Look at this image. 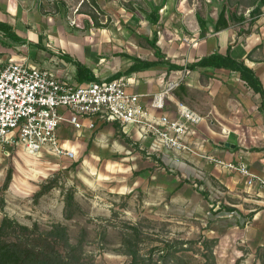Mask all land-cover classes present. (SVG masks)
<instances>
[{"label": "rangeland", "instance_id": "1", "mask_svg": "<svg viewBox=\"0 0 264 264\" xmlns=\"http://www.w3.org/2000/svg\"><path fill=\"white\" fill-rule=\"evenodd\" d=\"M252 1L167 0L168 9L160 10L156 29L162 39L182 44L200 33V16L210 29L208 34H213V22L224 4L230 2L236 4L238 16L247 19L232 23L234 38L247 40L252 33L264 32V6L258 4L262 13L252 21ZM59 2L44 0L43 13L51 14L48 21L78 37L83 36L78 31L84 36L93 31V46L106 47L111 63L115 56L124 55L120 53L123 50H131L132 56L153 51L137 35L153 36L147 18L163 0H97V8L86 0ZM92 15L103 24L101 27H95ZM134 46L141 48L135 52ZM258 54L255 51L253 56ZM102 127L86 130L83 139L73 130V134L67 131V136H60L76 151L74 160L45 152L31 156L22 148L9 149L1 156L0 225L5 217L30 229L37 226L40 232L60 224L67 228L70 242L81 244L86 261L93 264H129L130 258L124 252L130 245L154 260L170 245L178 250L181 264H263L260 256H264V240L254 241L263 231L251 226L248 212H261L260 220L264 221L263 199L258 194L246 193L243 188L228 193L230 190L208 173L201 177L197 172L201 179L185 181L181 173L169 171L157 156L150 158L133 138L116 132L110 141L99 143ZM114 141L131 153L115 150ZM207 177L210 184L203 180ZM71 196L72 206L68 207Z\"/></svg>", "mask_w": 264, "mask_h": 264}, {"label": "crops", "instance_id": "2", "mask_svg": "<svg viewBox=\"0 0 264 264\" xmlns=\"http://www.w3.org/2000/svg\"><path fill=\"white\" fill-rule=\"evenodd\" d=\"M49 1L56 4L60 3V0ZM42 5L45 6L44 0H0V23L11 26L13 33L22 41V43H16L0 32V57H12L15 60L25 58L28 63L46 67L53 64V62H57L60 66L67 67L69 73L75 76L76 67L61 56L68 55L85 64L96 78L110 77L113 71H117L114 72L115 74L118 72L125 73L132 65V58L134 57L147 61L158 60L153 49L148 54L138 52L134 56L129 54L131 50H129L130 52L123 50L120 53H124V55L115 56L113 63H111L112 58L109 57L110 52L106 47L99 45L96 48L95 45L93 46L95 36L93 31L92 35L89 36H84V32L78 31L83 35L82 37L66 32L65 27H60L54 21H48L51 14L44 15L43 11L46 13V9H43ZM164 9H168L167 3L161 8V10ZM59 13L60 10L56 16H59ZM80 15L82 14H78V16ZM77 26L81 28L79 24ZM157 32V45L166 61L179 64L187 61V64H191L215 52L226 54L228 46H231L232 57L244 60L254 70L264 86L263 31H261V34L252 33L250 37H246L247 40L240 36L236 41L231 27L217 34H207L205 37L201 36L200 30V33L193 34L192 39H186L182 44L175 43L174 39L166 41V39L159 37V31ZM137 36L152 39V36L145 34ZM125 43L130 42L125 41ZM140 48L133 47L136 50L135 52ZM253 50L258 51L259 56H253L254 51L252 58L249 59L248 55ZM102 53L104 54L102 55ZM113 53L116 52L113 51ZM122 59L126 61L122 62ZM166 68L167 65L160 64L132 76H126L135 78L136 84L130 88V91L142 95L141 102L144 106L149 107L152 96L161 90V78ZM169 77L171 76L168 75L167 79ZM174 102L185 103L205 118V121L197 128L194 148L206 156L225 162L243 160L248 164L253 174L264 179V112L260 108L262 97L260 94L253 92L241 80L239 73L211 67L191 70V74L171 94L170 100L166 102V108L160 113H166L172 118L175 117ZM72 130L75 131L76 136L80 137L79 139H83L84 132L89 129L85 128L78 131L64 124L59 129V134L61 137L67 136V131L69 133L71 131V134H73ZM223 130H226L227 133L225 134ZM116 132L123 134L124 137L133 138L134 144L140 146L143 150V145L137 141L133 128L130 129L129 133H124L118 126L106 124L99 130L97 140H99V143L102 141L108 142L115 136ZM227 143L230 144L229 147L226 146ZM113 146L117 151L120 148L126 154L131 153L123 144H119L117 141L113 142ZM71 149L74 150V148ZM181 157L183 159L181 158L177 162L175 156L170 154L162 161L166 168H169V171L181 173L185 181L195 177L199 178L197 172L201 174V177L208 173L213 175L218 183L226 186L230 190L228 193L235 192L240 188H243L242 191L246 193L253 191L263 199L262 204L264 205V186L259 180H256L252 187H248L246 178L215 168L206 159L187 155H181ZM211 170L213 172H209ZM230 175L233 176L229 178ZM203 180H208V177ZM207 183L210 184L209 180ZM248 212L252 216L251 226L263 231V234L256 235L254 241L264 240V221L260 220L261 212L255 213L253 209L248 210ZM250 229L248 227V231Z\"/></svg>", "mask_w": 264, "mask_h": 264}, {"label": "built area", "instance_id": "3", "mask_svg": "<svg viewBox=\"0 0 264 264\" xmlns=\"http://www.w3.org/2000/svg\"><path fill=\"white\" fill-rule=\"evenodd\" d=\"M176 64L184 68L164 70L161 90L146 107L142 95L130 91L136 84L134 77L97 78L80 84L57 62L46 67L28 63L25 58L0 57V157L9 149L22 148L31 156L45 152L74 160L76 151L63 143L59 134L64 124L78 131L112 124L124 133L133 128L149 156L164 161L171 154L177 162L181 155L203 158L215 168L246 178L248 187L256 180L264 186V179L253 174L245 161L225 162L194 148L197 128L205 121L198 112L174 102L175 117L160 113L191 74L187 62ZM168 75L171 77L167 79Z\"/></svg>", "mask_w": 264, "mask_h": 264}, {"label": "trees", "instance_id": "4", "mask_svg": "<svg viewBox=\"0 0 264 264\" xmlns=\"http://www.w3.org/2000/svg\"><path fill=\"white\" fill-rule=\"evenodd\" d=\"M90 4L97 8V0H86ZM231 1V0H230ZM167 0H163V3L155 7L152 14L148 16L147 20L151 22L153 31L152 39L148 37H141L155 52L157 61H147L140 58H132V65L125 72H118L109 77V80L117 79L125 76H132L133 74L146 71L152 67L160 64L167 65L170 71L182 70L184 67L178 64H171L165 60V57L161 54L160 48L157 45L158 32L157 25L160 20V10ZM85 3V2H84ZM83 3V4H84ZM261 3L264 6V0H253L249 4L251 9L250 14L252 21L256 20L261 13L262 8L258 5ZM82 4V5H83ZM95 22V27H101L103 24L98 21L95 15L90 16ZM94 17V18H93ZM201 36L205 37L210 29L207 23L197 16ZM246 17L238 16V8L230 2H226L221 9L218 18L213 22L212 32L217 34L224 30L229 29L232 23L244 22ZM0 32H2L7 38L14 40L16 43H22V41L13 33L11 26L0 23ZM255 50L250 52L248 58L251 59ZM68 63L73 64L76 67L75 78L80 84L96 81L97 78L94 73L80 61L69 57L68 55H61ZM188 69L195 70L197 68H217L226 69L232 72L239 73L240 78L245 84L255 93L260 94L262 97L261 110L264 112V86L256 75L253 69H251L244 60H238L231 55V46H228L227 53L221 54L215 52L208 56L202 57L199 61L188 64ZM123 135V134H122ZM11 180V172L8 175L6 186ZM72 196L67 202V206H72ZM230 212L236 211L229 209ZM69 217V216H68ZM208 243H205L207 246ZM182 249V248H181ZM177 249H173L172 246L166 245L158 259L154 260L151 255H141L140 249L131 246L124 252L130 260L129 264H157L163 261L165 264L171 261L174 264H181L183 262L181 256H177ZM262 263L264 264V256H260ZM0 264H93L90 261H86V256L83 252L81 244L73 245L70 242V237L67 228L56 224L48 232H40L39 228L35 226L30 229L27 226L21 225L18 222L5 217L0 225Z\"/></svg>", "mask_w": 264, "mask_h": 264}, {"label": "water", "instance_id": "5", "mask_svg": "<svg viewBox=\"0 0 264 264\" xmlns=\"http://www.w3.org/2000/svg\"><path fill=\"white\" fill-rule=\"evenodd\" d=\"M229 145H230V144H228V143L226 144L227 147H229Z\"/></svg>", "mask_w": 264, "mask_h": 264}]
</instances>
